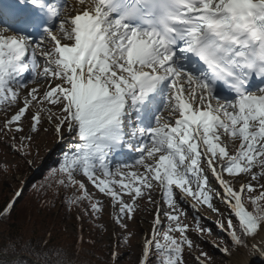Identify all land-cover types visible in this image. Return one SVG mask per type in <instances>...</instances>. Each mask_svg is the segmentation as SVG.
<instances>
[{
    "label": "snow or ice",
    "instance_id": "1",
    "mask_svg": "<svg viewBox=\"0 0 264 264\" xmlns=\"http://www.w3.org/2000/svg\"><path fill=\"white\" fill-rule=\"evenodd\" d=\"M18 3L30 5L35 15L19 31L0 28V111L7 115L16 107L4 131L22 132L31 112L30 132L36 133L47 113L59 139L65 131L76 137L55 181L66 192L73 190L66 205H87L84 215L100 217V200L76 178L83 176L118 208L114 223L127 230L125 220L133 218L137 200L147 193L153 203L151 190L158 187L164 206L157 205L139 264H185V249L195 251L181 220L186 210L180 202L188 198L194 211L203 204L223 217L218 226L233 246H248L264 234V0ZM41 17L44 35L35 39L30 33ZM221 88L231 95L220 96ZM24 140L31 136L22 138V147ZM237 141L230 153L229 143ZM126 150L138 156L113 171V158ZM209 170L223 190L227 217L213 207L218 193L209 185ZM241 176L247 183L241 180L236 189ZM21 196L17 191L0 209V219ZM197 231L211 234L203 227ZM25 249L32 264H73L61 249L37 251L27 244ZM14 250L10 241L0 252ZM194 259L211 264L203 251ZM110 264H119L117 251Z\"/></svg>",
    "mask_w": 264,
    "mask_h": 264
},
{
    "label": "rangeland",
    "instance_id": "2",
    "mask_svg": "<svg viewBox=\"0 0 264 264\" xmlns=\"http://www.w3.org/2000/svg\"><path fill=\"white\" fill-rule=\"evenodd\" d=\"M59 1V0H58ZM62 0H60L61 2ZM3 26H0L2 28ZM31 86V85H30ZM43 93V91L41 92ZM25 94H21L23 97ZM22 105H17V107ZM53 110L58 112L59 109L53 107ZM16 111V107L8 110L7 115L4 111H0V196L10 199L14 197L17 191H22V194L28 191L30 185L39 181L45 177V172L50 167H59L58 156L64 154L66 151L71 150L73 145L77 142L74 135H69L64 132V138L61 140L54 131L55 121L48 122L47 113L43 114V123L40 129L36 133L30 132V119L31 112L28 114L23 122L22 132H6L4 131V122L6 118L10 117ZM53 132V135L51 133ZM56 134V136L54 135ZM13 136L16 139H13ZM31 136V140H24L23 147L21 146V140L23 137ZM238 143H235L233 149H228L230 153H234ZM134 153H136L134 151ZM138 155H133V161ZM132 161V162H133ZM129 163V164H132ZM116 161L113 164V171L115 170ZM137 170V169H132ZM142 171V169H139ZM127 171V169H125ZM257 171V169H254ZM209 180V185L214 193H218L214 197L212 204L213 207L219 209V212L223 213L225 217L229 216L230 209L222 201L223 191L215 178L211 175L210 170L206 172ZM78 180H82L86 183L88 191L94 193V199L100 200L103 211L100 217L94 218L91 215H84L83 209L87 205H82L81 208L74 206H68L65 204L66 196H70L73 192L69 189L63 194L59 193V198H56V202L63 207H67L64 215L62 216V222L60 223L62 232H59V237L62 240L65 239H82L83 243H87L94 247L96 255L99 256L101 261L111 258L114 251L119 254V264H139L142 259V247L145 242L146 236H148L153 228L154 214L157 209V205L164 206L162 204L161 191L158 187H153L151 190V200L153 203L148 202L147 193L144 198L138 199L136 202V208L131 220H125L127 224V230L119 228L114 223V218L118 208L113 209L110 206V200L103 197L96 192L92 185L83 177L77 176ZM247 177L241 176L234 182L235 188L239 189L240 182L243 180L247 183ZM255 183V182H253ZM264 183V181H261ZM45 185H42L44 187ZM260 189H258L259 191ZM37 191V190H36ZM28 193V192H27ZM31 193V190H30ZM33 194L36 192H32ZM257 193H251L249 195H256ZM35 195V194H34ZM246 206L250 210V203H248V196L242 197ZM127 200L128 197H125ZM193 203L191 198L186 201H181V208L186 210V215L181 217L184 224L188 225L187 235L192 239L195 251L191 254L185 249L183 258L185 264H197L194 259L201 251L207 253L211 257V264H226L227 258L232 256L233 253H241L245 251L247 254L254 253V250L250 246H233L229 243V235L226 231H222L219 228V223L223 219L216 212H213L210 208L204 205L208 210H203L200 204L197 206L198 210L194 211L190 204ZM60 207L53 211V214L58 216L60 214ZM60 211V212H58ZM63 211V210H62ZM80 216V219H77ZM234 223H236L235 218ZM167 226V221L161 226V231ZM203 227L211 230V234L202 233L197 231L198 228ZM52 231V230H51ZM173 235L179 237V233H173ZM5 241V235L2 234ZM123 240L125 243L121 245L119 242ZM63 243V242H62ZM219 247H218V246ZM65 247V244H64ZM228 248V252L225 253L222 249ZM5 254H0V258H4ZM27 256H15L7 260L11 264L16 262L18 258H24ZM29 259V258H28ZM105 261V260H104ZM110 264V263H109Z\"/></svg>",
    "mask_w": 264,
    "mask_h": 264
},
{
    "label": "trees",
    "instance_id": "3",
    "mask_svg": "<svg viewBox=\"0 0 264 264\" xmlns=\"http://www.w3.org/2000/svg\"><path fill=\"white\" fill-rule=\"evenodd\" d=\"M57 159L60 164L63 160V154L58 156ZM53 172H55V177L52 175ZM45 173V177L37 182L34 181L29 186L28 191L22 194L14 204L10 215L7 218L0 219V237H3V234L9 240L6 242L4 238L0 239V250L5 249L10 241L15 243L14 251L0 252V254H5V257L0 258V260L4 264H11L7 261L9 258L25 255L27 258H18L12 264H22V262L32 264V257L28 255L25 249L27 244L28 247L37 251L61 249L73 260V264H109L110 258L107 257V259H104L105 261H101L91 245L83 242L79 243L78 239H60L59 232H62L60 223L67 207L65 206L62 209L56 202V198H59V193L63 194L66 191L64 188L56 186L55 181L60 176L58 168L50 167ZM50 183L53 185L51 188L48 187ZM42 185L45 186L42 187ZM33 191L36 192L35 195L32 193ZM13 199L14 197L7 199L4 195L0 196V209L4 208ZM200 206L203 210H208L203 204H200ZM59 207L61 213L55 216L53 211L55 212ZM250 210H252L251 205Z\"/></svg>",
    "mask_w": 264,
    "mask_h": 264
},
{
    "label": "bare ground",
    "instance_id": "4",
    "mask_svg": "<svg viewBox=\"0 0 264 264\" xmlns=\"http://www.w3.org/2000/svg\"><path fill=\"white\" fill-rule=\"evenodd\" d=\"M75 0H63L61 5H68V6H72L74 4ZM2 4L3 2L0 0V10H2ZM49 4H53V5H57L59 6V2L57 0H53L52 3ZM4 5L10 9L17 11H26L28 10V7L31 8L30 5H20L18 3V0H5L4 1ZM3 8H6V7ZM32 9V8H31ZM29 15H25L24 17H22L19 21V23H17L16 25H10L7 22H3V25H7L8 27H11L12 29L15 28L18 31L21 30L23 28V23L26 20V17L29 19L30 17H28ZM26 31V29H24ZM11 32H7L5 33V35H11ZM30 35H32L35 39H40L42 38L44 35L43 32L41 31V27L40 26H36L33 28L32 32L30 33ZM42 36V37H41ZM42 66V65H41ZM44 85L40 86V92L44 91ZM27 89H24L21 91V94H26ZM51 135H53V132L51 133ZM54 135L56 136V134L54 133ZM58 137V136H56ZM236 143H239L238 141ZM235 143H229L228 145V149H233L235 146H233ZM238 149V144L235 148V150ZM118 157V156H116ZM115 159V157L113 158V160ZM217 182V181H216ZM223 191V190H222ZM250 246L255 244V249L252 247V249L254 250V253L251 254H247L245 251L238 253L235 252L232 254V256H230L229 258H227V262L226 264H264V234H261V237L258 238L256 241H252L249 242Z\"/></svg>",
    "mask_w": 264,
    "mask_h": 264
}]
</instances>
